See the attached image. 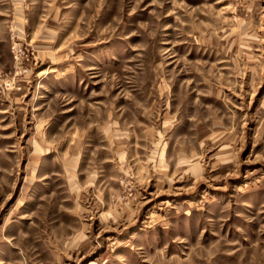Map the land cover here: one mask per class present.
<instances>
[{
	"label": "rangeland",
	"instance_id": "rangeland-1",
	"mask_svg": "<svg viewBox=\"0 0 264 264\" xmlns=\"http://www.w3.org/2000/svg\"><path fill=\"white\" fill-rule=\"evenodd\" d=\"M0 264H264V0H0Z\"/></svg>",
	"mask_w": 264,
	"mask_h": 264
}]
</instances>
